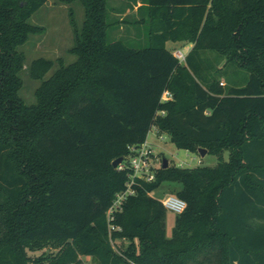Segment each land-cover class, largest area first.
I'll use <instances>...</instances> for the list:
<instances>
[{
  "label": "trees",
  "instance_id": "obj_1",
  "mask_svg": "<svg viewBox=\"0 0 264 264\" xmlns=\"http://www.w3.org/2000/svg\"><path fill=\"white\" fill-rule=\"evenodd\" d=\"M47 1L0 0V264H264V0H141L138 47L109 40V0H81L80 28L70 11L76 59L57 58L49 75L55 60L34 59L41 82L28 104L19 46L44 30L31 17ZM168 40L193 43L184 61ZM153 125L218 161L161 162L111 229L107 211L129 180L113 161ZM163 183L187 203L170 236L152 194Z\"/></svg>",
  "mask_w": 264,
  "mask_h": 264
},
{
  "label": "rangeland",
  "instance_id": "obj_2",
  "mask_svg": "<svg viewBox=\"0 0 264 264\" xmlns=\"http://www.w3.org/2000/svg\"><path fill=\"white\" fill-rule=\"evenodd\" d=\"M128 0H109L108 1V14L109 21L113 23L108 31V38L110 41L113 39L122 38L126 41L128 45L141 46L146 44L147 39V26L144 23L136 24L135 19L138 18L137 15L131 13L127 10L124 15V19L120 20L118 23L115 21L118 19L119 13L117 7L125 6ZM75 14L76 22L80 28L85 20V6L81 0L67 2L64 0H48L43 4L37 11H35L31 17L32 23L44 26V30L32 33L27 42L19 46V49L25 54V66L21 70L20 75L23 79V85L20 90L21 96L24 98L26 103L31 104L36 101L35 89L40 84L41 80L33 78L30 75V64L38 57H47L55 60L53 68L47 74L49 75L55 68L58 67L59 62L57 58L63 57L65 63H70L76 59V55L72 53L69 49L75 43V33L73 32V26L71 25V14L70 11ZM168 46L171 49H182L188 52L191 49V42H180L177 44L168 42ZM211 55H216L213 51ZM224 59V58H223ZM222 59V60H223ZM223 62V61H222ZM220 62L219 65H222ZM249 71L246 69H241L238 75L241 79L248 76ZM230 79H238L236 74L231 73L229 75ZM148 139L150 145H152L154 152L159 157V162L163 161L166 157L169 160V164L174 163L178 166H196L204 164H215L218 161V156L213 153H208L201 156L199 151H191L189 149H183L176 146L172 141L171 136L165 132H159L157 126L153 125L150 132L148 133ZM224 156L227 159L229 157V152L227 149L223 150ZM170 192L174 193L171 188L167 187V183L159 188H156L152 194L158 199L164 198L166 194ZM175 213L168 211L166 224H167V234L170 236L172 233V228L174 226ZM117 241H120L118 239ZM128 244V240H124ZM43 250L50 252L52 248L46 247L40 250H30L29 254L33 256L39 255ZM84 261L91 263L90 257L83 256Z\"/></svg>",
  "mask_w": 264,
  "mask_h": 264
},
{
  "label": "built area",
  "instance_id": "obj_3",
  "mask_svg": "<svg viewBox=\"0 0 264 264\" xmlns=\"http://www.w3.org/2000/svg\"><path fill=\"white\" fill-rule=\"evenodd\" d=\"M174 54L180 61H184L187 52L178 48L174 50ZM170 95V91L167 90L163 95V99L167 100ZM130 151V155L116 165L120 170L128 169L129 180L126 183V187L117 192L116 197L107 211L108 224L111 229L121 228V225H115L113 220L117 212L124 208L123 205L127 198L136 193L137 189L135 184L137 181L139 179H144L146 181L154 180L157 174L156 169L161 165L158 155L154 152L152 145H150L147 140L139 145L134 144L130 146ZM160 200L168 211L174 213H181L187 208L186 201L172 192L166 194L164 198Z\"/></svg>",
  "mask_w": 264,
  "mask_h": 264
},
{
  "label": "crops",
  "instance_id": "obj_4",
  "mask_svg": "<svg viewBox=\"0 0 264 264\" xmlns=\"http://www.w3.org/2000/svg\"><path fill=\"white\" fill-rule=\"evenodd\" d=\"M142 4H143V2L141 0H128V2H126L125 6L123 5V6L117 7V10H118L117 13H119L118 15H121V16H118V19L123 20L124 15H127L126 14L127 10L131 11V13H133L134 15H137L138 16L137 19H141L143 16L147 17V15H145L144 10L141 9ZM141 23H143V22H140L138 24H141ZM170 41L171 40H168L166 42L167 47H169L168 42H170ZM171 42L174 44L180 43L179 41H171ZM192 45H193V43H192ZM157 130H158V127H157Z\"/></svg>",
  "mask_w": 264,
  "mask_h": 264
},
{
  "label": "water",
  "instance_id": "obj_5",
  "mask_svg": "<svg viewBox=\"0 0 264 264\" xmlns=\"http://www.w3.org/2000/svg\"><path fill=\"white\" fill-rule=\"evenodd\" d=\"M198 151L201 153V156H203L204 157V155H206L207 154V148L206 147H199L198 148ZM124 158L122 157V156H120V157H117L114 161H113V166L114 167H116V165L119 163V162H121L122 160H123ZM163 166L164 167H167L168 165H169V160H168V158H164L163 159Z\"/></svg>",
  "mask_w": 264,
  "mask_h": 264
}]
</instances>
